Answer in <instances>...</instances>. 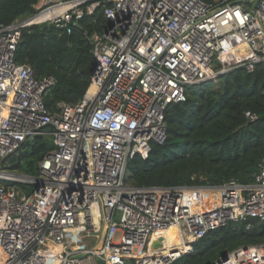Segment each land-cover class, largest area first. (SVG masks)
Listing matches in <instances>:
<instances>
[{
  "label": "built area",
  "instance_id": "built-area-1",
  "mask_svg": "<svg viewBox=\"0 0 264 264\" xmlns=\"http://www.w3.org/2000/svg\"><path fill=\"white\" fill-rule=\"evenodd\" d=\"M34 9L0 25V264H172L211 232L264 221V156L247 184L125 183L129 160L165 141V111L189 86L264 65V0H39ZM96 12L106 27L88 37L91 83L79 103L51 113L54 78L15 62L21 31L69 32ZM49 127L54 149L36 176L2 168ZM220 264H264V243Z\"/></svg>",
  "mask_w": 264,
  "mask_h": 264
},
{
  "label": "trees",
  "instance_id": "trees-1",
  "mask_svg": "<svg viewBox=\"0 0 264 264\" xmlns=\"http://www.w3.org/2000/svg\"><path fill=\"white\" fill-rule=\"evenodd\" d=\"M38 2L0 0V25L33 15ZM105 27V19L96 12L84 16L69 32L53 24L21 31L15 62L28 65L37 80L54 78L44 96L51 113L59 103L75 105L82 100L95 68L88 37ZM185 94V101L170 104L165 111V141L153 143L145 159L135 155L129 160L125 183L134 187L249 183L264 156V65L257 64L252 72L234 69L189 86ZM244 111L256 114L257 120L247 122ZM51 130L26 140L2 168L36 176L39 161L54 149ZM262 243L264 221H252L249 229L232 224L207 234L194 244L192 253L172 264H214L240 247Z\"/></svg>",
  "mask_w": 264,
  "mask_h": 264
},
{
  "label": "bare ground",
  "instance_id": "bare-ground-1",
  "mask_svg": "<svg viewBox=\"0 0 264 264\" xmlns=\"http://www.w3.org/2000/svg\"><path fill=\"white\" fill-rule=\"evenodd\" d=\"M91 90H92V87H91V89L89 90L88 94L91 93ZM14 179H17V178H14ZM165 233H166V237H167L168 239H170L171 236H174V229L172 228V229L168 230V231L165 232ZM165 233H164V234H165ZM154 244H156V241H155V239H152L151 244H150V247H152Z\"/></svg>",
  "mask_w": 264,
  "mask_h": 264
},
{
  "label": "water",
  "instance_id": "water-1",
  "mask_svg": "<svg viewBox=\"0 0 264 264\" xmlns=\"http://www.w3.org/2000/svg\"><path fill=\"white\" fill-rule=\"evenodd\" d=\"M153 246H154V247H159L160 244H159V243H156V244H154ZM226 259H227V255H223V256L217 261V264H220V263L226 261Z\"/></svg>",
  "mask_w": 264,
  "mask_h": 264
},
{
  "label": "rangeland",
  "instance_id": "rangeland-1",
  "mask_svg": "<svg viewBox=\"0 0 264 264\" xmlns=\"http://www.w3.org/2000/svg\"><path fill=\"white\" fill-rule=\"evenodd\" d=\"M36 6H37V5H36ZM12 172H13V171H12ZM14 173H15V172H14ZM16 173H18V172H16ZM228 226H229V225H228ZM228 226H227V227H228Z\"/></svg>",
  "mask_w": 264,
  "mask_h": 264
}]
</instances>
